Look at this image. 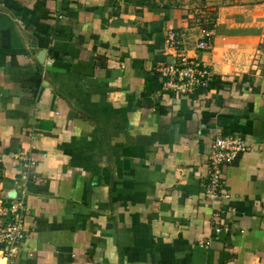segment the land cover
<instances>
[{"label": "crops", "instance_id": "obj_1", "mask_svg": "<svg viewBox=\"0 0 264 264\" xmlns=\"http://www.w3.org/2000/svg\"><path fill=\"white\" fill-rule=\"evenodd\" d=\"M208 6L0 0V199L26 205L0 264H264V0ZM170 31L211 68L207 87L164 82ZM227 134L249 148L212 200L211 143ZM22 151L38 158L29 180Z\"/></svg>", "mask_w": 264, "mask_h": 264}, {"label": "built area", "instance_id": "obj_2", "mask_svg": "<svg viewBox=\"0 0 264 264\" xmlns=\"http://www.w3.org/2000/svg\"><path fill=\"white\" fill-rule=\"evenodd\" d=\"M211 35V30L202 27L201 38L197 46L202 49H211L212 44L209 41ZM168 42L178 47L180 54L176 61L161 68L160 73L164 78V82L177 95H188L207 87L213 75L211 68L188 56L182 50L184 41L179 32L170 31ZM248 148L249 145L246 139L238 134L217 135L213 138L207 162L209 169L207 190L212 200H216L222 195L221 190L225 184V179L223 178L225 167L234 162ZM18 155L22 165V177L29 180L33 177L38 158L33 153L26 151H22ZM25 193L26 189H24ZM25 212L24 195L11 201L0 199V219L3 217L7 218L3 226L0 227V244L11 263L26 237Z\"/></svg>", "mask_w": 264, "mask_h": 264}, {"label": "rangeland", "instance_id": "obj_3", "mask_svg": "<svg viewBox=\"0 0 264 264\" xmlns=\"http://www.w3.org/2000/svg\"><path fill=\"white\" fill-rule=\"evenodd\" d=\"M130 1H135V2H142V3H159L161 4H168L170 6H174V5H183V6H188L189 9H191L193 11V14H195V16H198L197 18H199L200 15H202V13H200V11L202 10H206L209 6H208V0H130ZM196 11H199L196 13ZM208 15H213L210 12H207Z\"/></svg>", "mask_w": 264, "mask_h": 264}, {"label": "trees", "instance_id": "obj_4", "mask_svg": "<svg viewBox=\"0 0 264 264\" xmlns=\"http://www.w3.org/2000/svg\"><path fill=\"white\" fill-rule=\"evenodd\" d=\"M139 3V2H138Z\"/></svg>", "mask_w": 264, "mask_h": 264}]
</instances>
